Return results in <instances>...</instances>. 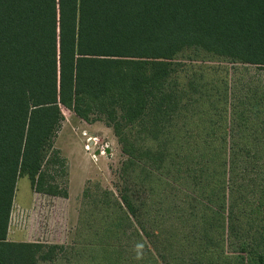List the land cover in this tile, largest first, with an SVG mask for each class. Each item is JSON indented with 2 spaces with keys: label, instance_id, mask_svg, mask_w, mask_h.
<instances>
[{
  "label": "trees",
  "instance_id": "16d2710c",
  "mask_svg": "<svg viewBox=\"0 0 264 264\" xmlns=\"http://www.w3.org/2000/svg\"><path fill=\"white\" fill-rule=\"evenodd\" d=\"M203 54L258 73L205 92L208 83L180 87L177 66ZM64 110L106 118L126 179L176 171L200 203L204 235L242 232L243 264H264V0H0V264L66 252L8 240L20 179L68 197L55 146ZM149 201L126 188L116 204L138 234L150 226L158 236L144 214L163 207Z\"/></svg>",
  "mask_w": 264,
  "mask_h": 264
},
{
  "label": "rangeland",
  "instance_id": "374dc122",
  "mask_svg": "<svg viewBox=\"0 0 264 264\" xmlns=\"http://www.w3.org/2000/svg\"><path fill=\"white\" fill-rule=\"evenodd\" d=\"M177 70L180 87L188 88L191 81L208 83L201 87L204 92L219 79L246 80L258 73L255 68L204 54L183 60ZM64 114L55 146L66 160L67 175L58 177L57 182L68 197L35 193L28 178L20 179L9 241L66 248L56 261L44 264H243L244 234L204 235L198 224L200 203L176 171H162L152 182L133 174L126 179L122 168L127 157L106 118L89 124L68 110ZM126 188L138 200L148 196L150 203L163 207L161 215L155 209L144 214L145 219L151 217L156 222L161 231L158 236L150 226L147 233L138 234L133 219L119 211L116 199ZM191 207L197 211V220L186 211Z\"/></svg>",
  "mask_w": 264,
  "mask_h": 264
},
{
  "label": "built area",
  "instance_id": "2783aa9c",
  "mask_svg": "<svg viewBox=\"0 0 264 264\" xmlns=\"http://www.w3.org/2000/svg\"><path fill=\"white\" fill-rule=\"evenodd\" d=\"M90 141H95V139L94 138H91Z\"/></svg>",
  "mask_w": 264,
  "mask_h": 264
}]
</instances>
